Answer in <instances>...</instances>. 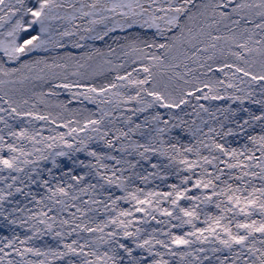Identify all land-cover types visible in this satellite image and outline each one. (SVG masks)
Here are the masks:
<instances>
[{"label":"snow or ice","instance_id":"1","mask_svg":"<svg viewBox=\"0 0 264 264\" xmlns=\"http://www.w3.org/2000/svg\"><path fill=\"white\" fill-rule=\"evenodd\" d=\"M116 31L125 33L114 40L125 60L115 66L108 57L116 49L109 47L106 54L99 48L89 51L86 43H81L103 41ZM69 45L81 50L78 56L71 51L61 54L60 50ZM38 50L56 55L51 63L47 58L23 59ZM95 57L103 64L92 75H102L104 65H108L109 71L115 72L114 79L105 77L107 82L99 85L85 82L89 73L81 70L91 68ZM71 64L76 69L70 73L77 77L75 80H69ZM57 69L64 74L61 76ZM34 81L48 83L49 91H33L26 96V86L31 83L34 88ZM60 88L69 92L72 100L96 104L100 116H89L83 124L68 120L60 125L67 132L45 137L30 125L34 121L56 124L57 119L37 112L35 103L25 106L37 95L39 102L45 103L44 97L58 95L55 89ZM193 98L197 102L231 100L241 106L247 101L259 106L256 111L242 107L247 117L234 120L246 140L241 149L216 139L239 134L232 128L223 131V123L219 132L212 127L208 133L199 127L189 128L194 139L198 135L205 138L197 140L199 146L179 144L178 138L176 142L163 139L187 121L174 112L164 119L155 109L183 111ZM99 104L111 106L113 112L124 106L120 117L124 128H116L112 139L107 138L111 132L107 125L114 121L105 123L109 112ZM198 106L209 112L203 104ZM222 111L227 113L226 119L237 116L235 109ZM144 113L148 115L141 123L133 119ZM0 125V173L7 172L4 179L12 181L6 185L7 191L0 189V217L10 225H27V232L32 233L23 239L15 233L12 238H0V264H171L165 256L179 257L182 264H264V0H0ZM89 131L96 135L79 136ZM137 134L139 139L133 140ZM97 136L108 152L89 150L86 140ZM201 147L209 155H204ZM112 151L121 156L112 155ZM78 152H86L96 164L80 161L89 171L71 175L75 185L53 188L46 179L37 182L41 161L51 160L55 167L57 157L71 159V154ZM190 155L196 159H189ZM125 156L133 160L139 156L140 160L133 162ZM151 156H166L168 165L164 167L176 165L180 183L170 185L171 191L166 192L129 191L128 185L138 175L137 165ZM106 160L115 163L109 166ZM151 166L161 167L155 163ZM206 166L215 169V174ZM129 170L131 174L125 176ZM48 171L51 175V169ZM225 175L228 179H222ZM88 176L96 183L79 187ZM22 177L44 187L48 195L39 200L33 195L31 200L41 205L40 209H27V218L18 222L10 217L25 209L13 207L5 215L3 205L11 204L9 198L16 193L27 198L23 188L12 191L17 182L25 184ZM111 187L125 195L113 197L109 193L108 203L92 196L83 200L74 194L88 195L89 189L96 192ZM118 201L135 203L131 209L117 211ZM181 201H188L190 206H182ZM165 202L170 207H162ZM213 204L218 214L201 208ZM101 207L107 216L98 221ZM65 212L68 216L58 219ZM137 213L143 215L137 217ZM157 213L167 221L158 220ZM149 218L163 227L149 231L143 226L149 224ZM197 222L204 226L198 227ZM184 226L191 230L182 235L172 231ZM42 234H51L56 247L41 250L31 246L30 242Z\"/></svg>","mask_w":264,"mask_h":264},{"label":"rangeland","instance_id":"2","mask_svg":"<svg viewBox=\"0 0 264 264\" xmlns=\"http://www.w3.org/2000/svg\"><path fill=\"white\" fill-rule=\"evenodd\" d=\"M79 23V21H77ZM136 31H140L139 29H136ZM125 35V33H121L120 31H116L114 33H110L108 37L105 38V40H88V41H81V43H86L87 50H92L93 48H99L102 52L108 53L109 47L116 49V53L112 56H109L108 58L113 61V66H115L117 63H121L125 60V58L121 55L120 49L118 47V44L114 42L117 38H122ZM122 42V41H121ZM64 51H71L77 56L79 55L80 51L79 49H73L69 45L67 49L60 50L61 54H63ZM55 52L46 53L44 51H36L29 56H25L23 59L25 61H31L35 59H42L47 58L49 62L51 63V58L55 56ZM120 57L119 60H117V57ZM92 67L86 68L81 71H86L89 73V76L85 78L86 83H94V84H101L106 83L105 77L108 79H114L115 72L109 71V66L104 65V73L102 75H92L93 70L97 69V67L101 64H103V60L99 57H95L94 60L91 62ZM13 67H16L18 65H12ZM74 64H71L68 73H69V80H75L77 77L72 76L70 73L75 71ZM130 70V69H129ZM61 76L64 74V70L57 69L56 70ZM121 74H123V70H121ZM211 76L212 73H209ZM216 76H218L220 79H225L222 73H217ZM203 79V77H201ZM59 82V81H56ZM35 87H32V84H28L26 86L25 95L30 96L31 93L34 91L35 93L39 94L40 92L47 93L49 91L50 85L48 83H44L41 81H34ZM241 87H245V85H241ZM56 92H58V95L56 96H45V103L39 102L38 95L36 97H33L29 101V105L25 106L30 107L31 104L35 103L37 105L36 111L41 114H50L51 118H56L57 123L51 124L47 123L45 121H34L30 127H34L36 130L42 131L43 136H51V135H57L60 132H67L68 129L66 127L60 126L66 123L68 120H78L81 124L85 122V119L89 116H91L92 119H98L100 116V112L97 108L96 104H92L87 100H84L83 103H80L78 100H72L71 94L64 89H55ZM205 91H207L205 89ZM223 91V90H222ZM229 94L233 93V90H228ZM236 95H241V93H235ZM82 99V98H81ZM69 100H72L71 103H68ZM199 104H203L205 108L209 109L210 113H214L215 115L212 116L209 114V112H204L199 108ZM66 105V107H64ZM133 105H129L128 107H132ZM123 105L121 106V109L113 112L111 106H106L104 104H99V108H104L106 111L109 112V117L105 118V123L107 124L108 119H112L114 121L113 124L107 125L108 128L111 129V132L109 133L108 139H112V133L115 132L116 128H124L123 122L121 120V111L123 109ZM242 107H247L252 111H256L259 106L258 105H252L249 102H245L243 106L239 104V102L233 103L231 100H201L197 102L194 98L191 99L190 105L188 107H185L183 111L179 109L175 110H168V109H161L157 108L155 111H159L164 119H169V113L174 112L181 120L187 121V124H184L182 128L180 129H173L171 132L167 133L163 139L165 141H168L169 139H172L173 142H176L177 138L179 140V144H183L185 146H192L197 145L198 139H205L203 136L198 135L197 138H193L191 133L188 131L189 128L195 129L196 127L202 128L204 133H208L209 127L215 128L218 132L222 131L220 128V124L223 123L225 125L223 131H227L228 128H232L234 132H238V135L233 136H225L222 140L220 137H216V139L221 142L225 143L226 145L241 149L246 143L245 137L242 132H239V130L236 128V125L234 123V120L239 117H247V114L241 111ZM235 109L237 110V116L233 117L232 119H226L227 113L222 111L225 109ZM152 111V110H150ZM95 115H92V114ZM198 113V114H197ZM257 114H259L257 112ZM124 115H129V113H124ZM144 115H148V113H144L142 115H139L137 117H133V119L137 123H141L143 121ZM205 121L207 123H205ZM11 122V121H10ZM179 121H170V123H177ZM195 122V123H193ZM75 126V125H73ZM163 126V125H161ZM0 127H3V125H0ZM126 130V128H125ZM95 136V133H91L90 131L85 133L81 132L79 133V136L87 138V136ZM214 135L212 133L209 134ZM133 140L139 139L138 134L136 136L132 137ZM70 142L75 143V141H71V138H69ZM89 150H97L98 152H108L109 150L104 147V144L102 141L99 140V137L97 136L95 140L87 141ZM141 142H144L141 140ZM205 142H209L208 140H205ZM155 143V140L153 141ZM179 146V145H178ZM199 146V145H197ZM117 148L120 147L119 144L116 145ZM165 148H167V145H164ZM168 155H172L171 150L168 149ZM201 151L204 155H209L208 151L206 149H203L201 147ZM6 154V153H5ZM112 155L117 156L118 158L121 156V153L118 151H112ZM258 154V153H257ZM125 159L133 160V157L131 156H125ZM179 157H177V160ZM189 159H196L194 155H190ZM57 166H53L51 163V160L48 161H41L40 166L38 168V172L40 173L38 176H36L37 182H42L43 179H46L50 182L51 186L55 188L57 185L64 186L67 188L69 184L75 185L76 181L71 180V175H85L88 173L87 168H83L80 165V161H83L84 164H96V161L94 158L87 155L86 152H78L71 154V159L69 157H57ZM135 160H140L139 156H136L133 162ZM104 163L108 164L109 166L114 165V161H104ZM158 164L161 167L159 168H152V164ZM164 165H168V159L166 156H151L149 160H141L140 164L137 165L135 172L138 174L133 178L134 182L130 185H128L129 191H135L136 188H142L145 192L148 191H155V192H166L171 191V188L169 187L172 184H179L180 183V176L176 175V165H171L168 167H164ZM126 167V165H125ZM208 167V170L213 172L215 174V169H213L211 166ZM221 168L224 167V165H220ZM49 169H51V175H49ZM201 170L198 168L196 169V172L199 173ZM227 171V170H225ZM235 171V170H234ZM110 174V173H109ZM131 174V170L129 172H126L124 175L128 176ZM182 174H189V173H182ZM13 175H16V173H13ZM7 172L0 173V189H4L7 191L6 185L9 183H12L11 179H4V177H7ZM147 177V180L140 179L139 177ZM25 180V184H20L17 182L16 185H14L12 191L15 193V188L20 187L23 188L24 193H28L29 195L27 198L24 195H21L19 193H16L14 197L9 198L12 203H5L3 205V208L5 209V215L8 214L9 211L13 207H20L24 208L25 211L23 212H17L14 216L10 217V219H17L19 222L20 218H27L29 215V212L27 209H31L33 212L38 211L41 207V205H37L34 201L31 200V197L34 195L37 200L41 198V196L48 195L47 190L44 187H38L37 183H32L28 180L27 177H22ZM196 177L194 176L193 179ZM222 179H228V176L225 175L222 177ZM87 183H96V179L93 176H88L85 181H82L79 185V187H83ZM229 183H233L232 180H229ZM258 183V182H257ZM223 186V185H221ZM69 191H72L69 189ZM195 192V190H194ZM111 193L113 197H119L124 196L125 192H122L120 189L111 187L108 188L107 191H101L99 188L96 192H92L91 189H89V194L85 195L83 193H80L79 191H75V195H79L81 199L83 200H89V197L92 196L96 199L105 200L106 202L110 203V201H107L108 194ZM17 202H19L17 204ZM69 203L71 201L69 200ZM135 202H125V201H118V204L116 206V210H128L133 207V204ZM181 205L184 207H188L189 202L188 201H181ZM162 207H170L168 203H163L161 205ZM58 207V206H57ZM95 207V206H93ZM201 208L204 209L205 212H210L212 214H218L217 209L213 205H208L205 207L204 205H201ZM69 211H75V209H69ZM52 215V213H50ZM143 214L137 213L136 216L140 217ZM157 219L158 220H165L167 221L166 217L160 216L158 213ZM68 216V213L65 212L62 214L59 218H66ZM107 214L104 212L103 208H100L99 214L97 215L96 219L103 220L105 219ZM203 214L201 215V221L203 220ZM172 223H176V221H172ZM144 227H148L149 231H151L152 228H160L163 227L162 225H157L156 221L151 220L149 218V224L143 225ZM198 227H203L204 225L200 222H197ZM27 225L21 227L17 225H10L7 220H5L3 217H0V238L8 237L12 238L13 234H17L20 236L21 239L24 238L25 234L32 235L31 232H27ZM189 226H184L179 229H172L173 232L176 234H183L184 232L190 231ZM107 231V229H106ZM163 238V237H161ZM31 246L38 247L41 250H47L48 247H56L57 241L53 238L51 234H42L35 237L31 242ZM205 247H208V245H205ZM7 251V249H6ZM163 251V249H161ZM178 251H184V249H178ZM17 259H19L17 257ZM28 259H37L36 257L29 256ZM165 259H169L171 261V264H182L179 257H169L165 256Z\"/></svg>","mask_w":264,"mask_h":264}]
</instances>
